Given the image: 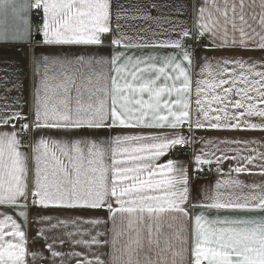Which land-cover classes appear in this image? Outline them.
<instances>
[{"label": "snow or ice", "instance_id": "6c2138e0", "mask_svg": "<svg viewBox=\"0 0 264 264\" xmlns=\"http://www.w3.org/2000/svg\"><path fill=\"white\" fill-rule=\"evenodd\" d=\"M33 12L41 14L35 35ZM126 13L114 0H0V43L29 49L33 74L27 113L0 105V125H11L0 131V207L23 220L0 211V264L38 256L26 230L37 206L106 209L107 220L39 218L53 231L76 226L66 233L73 244L108 249L91 258L68 253L75 264H264V151L249 150L255 141L201 139L208 151L161 162L173 150L186 155L197 130L264 129V58L205 57L201 64L194 47L209 36L214 48L264 51V0H204L192 28L173 26L178 38L162 42L172 49L164 54L129 52L145 45L122 30ZM106 36L113 47L107 58L45 54L51 46H102ZM9 82L7 73L0 77V91L7 94ZM81 128L124 131L103 141L35 135ZM229 160L237 164L228 176L193 203L192 185L205 166L214 161L223 176ZM245 173L261 179L246 183L239 178ZM81 224L92 227L82 231ZM40 237L65 264L54 247L65 240L48 242L44 228L33 239Z\"/></svg>", "mask_w": 264, "mask_h": 264}, {"label": "crops", "instance_id": "0c3cea01", "mask_svg": "<svg viewBox=\"0 0 264 264\" xmlns=\"http://www.w3.org/2000/svg\"><path fill=\"white\" fill-rule=\"evenodd\" d=\"M222 2V0H220ZM114 3L123 5L127 10V18L121 19L120 23L123 26L122 30L132 38V42L135 44H143L144 47H138L130 49V53L135 55H146L148 53H160L164 54L169 51H172L170 47L162 46V42L169 41L172 39L178 38V32L173 31V26H186L192 28L195 18V9L203 5L204 0H114ZM155 3L157 7L151 8L148 5ZM145 11L151 17L150 19H143ZM259 11V9H256ZM40 15L31 16V25L33 33L35 35L36 29L40 24ZM133 17H136L133 19ZM113 27H115V10L113 15ZM207 46V47H205ZM113 51V47L110 44V37L104 38V44L102 46H85V45H60V46H51L48 52L45 54H54V55H93L98 57H110ZM195 51L198 55L199 61L201 64L204 63V58H214V57H233V58H253L260 60L264 58V51L260 50H242L239 48H214L211 46V41L209 36L204 37L203 44L195 47ZM31 51L24 48L20 44L10 45L0 43V77H3L5 73L10 77L11 82L8 83L7 87L9 91L7 94L4 91H0V105L7 104L9 110H22L27 113L33 102V74L32 67L30 62ZM9 65H15L16 71H13L12 67ZM199 71V68L196 69ZM196 79V77H194ZM13 84L17 86L13 88ZM7 95V100L5 101L3 97ZM4 111L3 107H0V113ZM254 122H258L254 118ZM11 125L7 127L0 125V131H10ZM122 129L120 128H101V129H40L35 131L36 138L41 136L59 139V140H70V139H95L98 141H103L109 137L115 136L121 133ZM186 131V129H185ZM201 139L205 140H241V141H255L248 145L249 150L256 148L258 151H264V129L256 130H210V129H201L196 132L197 143L189 147V154H180L166 156L162 158L161 162H165L166 159H178L183 161H188L191 158L193 148L200 150L201 148L204 151H208L209 148L205 147L200 141ZM223 147V146H222ZM230 147H237L236 145H230ZM240 147H243L242 145ZM220 155V152L216 153ZM229 156L233 155L232 152L228 153ZM237 161L229 160L224 161L222 164L223 176L217 173L215 168V162L210 167L213 170V175L208 177L199 178L194 182L191 189V200L193 203L199 202L202 200L203 196L207 189L213 186L217 179H223L228 176L229 169L235 167ZM29 166L31 167V161H29ZM253 172H257L258 169L253 168ZM233 175H236L233 173ZM239 178L244 180L246 183H251L253 181L259 182L261 177L258 175L251 174H239ZM31 179V174H30ZM31 196H29V201ZM191 207V205H189ZM0 211H7L8 214L13 215V218L17 219V222L23 223L22 218H19L17 211H13L7 206L0 207ZM214 215V213H213ZM41 216H50L53 218L52 222L55 223L56 219L64 220H76L79 218L81 221L88 219H101L107 220L108 213L106 209H86V208H61L56 206H49L44 208L43 206H37L30 210L29 223L26 226V230L29 233V251L38 253V256L35 260L29 255L26 259L29 264H44V261H47V264H52L55 260L56 264H60L61 258L52 257L51 253L45 247V240L43 237L38 239H33L36 232L39 229L44 228L46 235L49 237L51 242V237H60L65 240L63 245L57 243L54 247L55 250L65 253V264H75V258L67 256L68 253L80 252L81 258L87 256L91 258V254L100 250L102 252H107V248L98 249L97 246L85 247L84 245H76L71 242V238L66 236L67 232L76 233V226L68 224L65 227H60L56 230H50L48 224L41 223ZM2 218V217H0ZM81 230L90 229V225H79ZM190 227V225H189ZM106 228H111V223L106 225L99 226L97 231H105ZM10 230V229H9ZM94 234V232H93ZM76 239L87 238V232L84 233L82 237L79 234L75 235Z\"/></svg>", "mask_w": 264, "mask_h": 264}, {"label": "built area", "instance_id": "2783aa9c", "mask_svg": "<svg viewBox=\"0 0 264 264\" xmlns=\"http://www.w3.org/2000/svg\"><path fill=\"white\" fill-rule=\"evenodd\" d=\"M32 15H33V16H38L39 14L33 12ZM203 41H204V38H203ZM202 44H203V42H202L201 44L195 45L194 47H196V46H200V45H202ZM181 148H184V146L182 145ZM178 151H179V150H173L172 153H173L174 155H176V156H177V155H180V154H183L182 152H181L180 154H177ZM189 153H190V149H189V147H188V148H187V154H189ZM209 168H210V167H206V168H205V171L201 174L200 178H202V177H208V176H212V175H213V173H214L213 170H212L211 168H210L211 170H209Z\"/></svg>", "mask_w": 264, "mask_h": 264}]
</instances>
